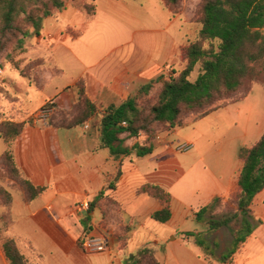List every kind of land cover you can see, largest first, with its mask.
Instances as JSON below:
<instances>
[{
	"label": "crops",
	"instance_id": "obj_1",
	"mask_svg": "<svg viewBox=\"0 0 264 264\" xmlns=\"http://www.w3.org/2000/svg\"><path fill=\"white\" fill-rule=\"evenodd\" d=\"M96 3V16L77 38L64 31L67 26L79 29L85 22V15L73 5L45 18L30 33L35 40L25 46L31 57H51L63 72L64 55L74 73L32 113L49 102L53 110L71 107L76 97L73 85L80 77L86 80L89 98L103 108L136 95L143 82L160 71L183 67L181 46L189 31L183 11L175 14L161 0ZM152 15H160L163 22L145 24ZM44 72L46 89L59 72ZM246 107L224 106L189 120L188 133L179 136L180 127L173 129L144 156L113 155L100 146L90 122L56 128L46 119L23 120L25 126L14 143L15 159L24 175L45 190L32 201L24 199L23 190L13 193L10 234L18 238L30 264H127V257L149 242L156 246L161 264H223L221 256L228 248L218 236L226 234L225 228L208 231L204 222L197 221L196 212L237 188L243 166L240 150L264 133V106ZM1 140L0 153L5 149ZM182 140L191 142L192 148L179 151L177 143ZM125 143L137 142L130 136ZM119 169L121 175L115 179ZM112 181L113 188H108ZM146 184L171 193L168 221L151 217L163 203L142 191ZM86 200L91 209L80 206ZM252 209L259 224L234 256V264H264V189L254 197ZM188 231L200 232L213 248L199 245ZM87 234L107 236L108 249L85 252L81 240ZM120 235L126 244L119 241ZM0 264H9L1 241Z\"/></svg>",
	"mask_w": 264,
	"mask_h": 264
},
{
	"label": "trees",
	"instance_id": "obj_2",
	"mask_svg": "<svg viewBox=\"0 0 264 264\" xmlns=\"http://www.w3.org/2000/svg\"><path fill=\"white\" fill-rule=\"evenodd\" d=\"M166 1L176 13L175 7L180 0ZM65 4L66 0H0V51L13 41L15 47L24 48V40L30 35L29 26L38 29L44 18L51 16L55 9L61 10ZM77 6L86 13L88 23L96 15L95 5L93 7L83 0L77 1ZM196 21L200 23L196 39L181 46L184 67L180 72L174 70L170 77L160 74L143 85L139 94L128 97L118 105L103 108L89 98L86 80L80 77L73 85L77 113L69 123L56 121L54 116L49 123L56 128H72L90 122L99 134L100 146L108 147L113 155L144 156L153 152L158 134L167 135L173 129L186 125L189 120L202 119L230 105L232 102H228V98L244 83L259 82L264 87V0H203ZM87 27L88 24L80 32L73 33L81 35ZM42 62L44 59L38 58L30 64ZM195 72L197 75L192 79ZM157 82H161L160 89L150 100L148 95ZM53 115L64 119L69 113L55 108ZM124 121L126 125H123ZM25 123L11 119L0 123V138L5 142L0 161L12 179L21 186L24 199L32 201L45 190V186L33 184L15 159L14 143ZM139 132L147 136L145 144L125 143L126 137ZM240 159L243 166L237 188L226 197H215L196 212L197 221L204 222L208 231L214 232L222 227L230 231L232 240L221 256L223 264H234V256L259 224L252 202L257 193L264 189V133L253 145L241 148ZM120 175L121 169L115 179ZM113 186V181L107 184L108 188ZM142 191L163 203V208L154 211L151 217L160 222L168 221L171 217V193L156 184H146ZM1 195L5 207L0 213L2 248L9 264H29L27 255L19 247L18 238L10 234L14 223L13 193L0 185ZM186 234L195 236L199 245L213 248L201 238L200 232L188 231ZM156 253V246L144 245L136 253L130 254L126 263L161 264Z\"/></svg>",
	"mask_w": 264,
	"mask_h": 264
},
{
	"label": "rangeland",
	"instance_id": "obj_3",
	"mask_svg": "<svg viewBox=\"0 0 264 264\" xmlns=\"http://www.w3.org/2000/svg\"><path fill=\"white\" fill-rule=\"evenodd\" d=\"M77 1L83 2V0H66L65 6L61 10L55 9L51 16H54L55 14H58L59 12L63 11L69 5H73L78 10H80L79 7L77 6ZM84 1H86L93 7L95 5L97 8L96 0H84ZM136 1H139V0H136ZM146 1L148 2V0ZM161 1L166 7L171 9V6L167 3L166 0H161ZM202 1L203 0H180V3L178 4V6L175 7L176 13L183 11L184 16L188 18L189 20L188 41H193L194 39H196L198 35V31L200 29V23L196 21V18H197V12L201 6ZM149 6H151V4H149ZM80 11L85 15V22L82 25V27L79 29H75L71 26H67L64 30L67 34H70L72 38L79 37V35L75 34V32H80L82 29H84V27L87 24L89 25L90 23V22L89 23L87 22L86 13L82 10ZM157 22H163V19L160 15H157V16L152 15L151 18L148 17L144 21V23L147 25H152ZM29 31L30 33L34 32L35 27L29 26ZM73 31L75 32L73 33ZM262 31L264 33V28L262 29ZM31 39L35 40L32 35L25 38L24 43H23L24 48L22 49L19 47H15L13 43L14 41H13L7 47H5L4 49L0 51V123L6 120H10V119L20 122L23 120L32 121L34 119L42 120L46 118V120L49 121L50 118L53 116L56 119V121L62 120L65 123H69L70 118L74 114L77 113V109L74 107L75 100L73 101L71 107L64 108V111L69 113V115H67L66 118L64 119H61L60 116L53 115L54 110L51 112L50 115H46V117H42L38 115L40 110L35 113H32L35 110H37V107L41 104L44 97L48 93L52 92L56 86L61 85L63 83L65 84V83L70 82L74 73L72 71L73 69L71 68L72 62L69 60L68 57L64 55H63V60L61 62L63 65L62 68L64 69L63 72H61L60 67L53 61L51 57H48V58L47 57H34V58L31 57L33 56L31 55L32 53L29 52L28 48L25 46L26 43ZM35 44L36 43H33V45ZM38 58H43L44 62H42L41 64H37V63H34L33 65L30 64L31 61L38 59ZM183 67H184V64H183ZM183 67L179 69L178 72H180L183 69ZM20 69H22L23 71H20ZM44 69H49L53 73L59 72L58 75L55 74L56 76L54 80L49 81V85L46 89H45L44 79H43L44 74H45ZM174 70L175 69H173L172 66H170L167 68L166 71L162 70L152 78L154 79L160 74H163V76H166V77H170L174 74ZM196 75H197V72H195L192 75V79H194ZM151 79H147L145 82H143V85L150 82ZM160 86H161V82H157L154 84L153 88L151 89L148 95V98L150 100L154 99L156 92L160 89ZM139 93H140V89L137 91V94ZM242 98L244 99L241 100ZM238 100H241V101H238ZM235 101H238V102H235ZM228 102H232V103L227 106H247L246 107L247 109L249 108V106H264V87L259 82H246L236 93H234L228 98ZM50 105L53 106V104H50ZM44 106H46V104ZM179 129H180V132L178 133L179 136H184L186 133H188V130H189L186 127V125L183 127H180ZM182 141L184 142V140ZM2 144H3V141L1 140L0 145ZM0 181H1L0 185L4 186L11 193L17 194V193H20L22 190L21 186L18 183H16L12 179V177L9 175L2 161H0ZM3 204H4L3 196L1 195L0 196V213L5 209ZM222 228H225L226 234H220V236H218L220 243L222 245L224 244L225 247L229 248L230 241L232 240V235L226 227H222ZM118 239L123 244H126L127 242L124 236L120 235L118 236ZM208 242L210 246L214 245L211 240H209ZM145 245H154V244L149 242ZM88 254H98V253H88ZM29 264H30V261H29Z\"/></svg>",
	"mask_w": 264,
	"mask_h": 264
},
{
	"label": "built area",
	"instance_id": "obj_4",
	"mask_svg": "<svg viewBox=\"0 0 264 264\" xmlns=\"http://www.w3.org/2000/svg\"><path fill=\"white\" fill-rule=\"evenodd\" d=\"M51 102L46 104L38 113L39 116L46 117V115H50L53 111V106H51ZM50 105V106H48ZM46 119V118H44ZM123 125H126V121L123 122ZM87 126V125H86ZM137 143L145 144L147 142V136L143 132H139L138 134L132 136ZM164 136L162 134H158L156 136V140H161ZM193 144L187 141H179L177 143V149L179 151H187L191 149ZM82 208L89 209L90 208V201L86 200L80 204ZM110 240L107 236L103 234L98 235H90L87 236L82 240L81 247L87 253H101L105 252L109 247Z\"/></svg>",
	"mask_w": 264,
	"mask_h": 264
}]
</instances>
